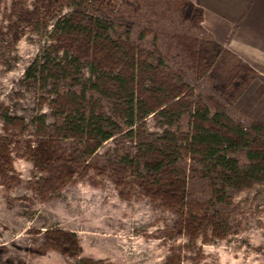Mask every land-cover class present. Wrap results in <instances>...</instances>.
Returning <instances> with one entry per match:
<instances>
[{
  "label": "rangeland",
  "instance_id": "obj_1",
  "mask_svg": "<svg viewBox=\"0 0 264 264\" xmlns=\"http://www.w3.org/2000/svg\"><path fill=\"white\" fill-rule=\"evenodd\" d=\"M141 1L0 0V264H264V181L238 188L235 212L212 213L211 204L186 202L182 170L154 166L178 151L202 160L194 124L229 138L233 126L207 118L158 50L127 40L122 14L128 6L142 14ZM97 18L126 29L111 37ZM182 40L203 68L211 64L216 90L264 123V96L243 93L239 76L208 63L216 52L208 41ZM43 63L51 75L33 81L27 70ZM76 85L79 94L60 92ZM132 91L151 109L135 124L126 116ZM73 108L122 119L127 130L110 126L103 143L53 131L56 115ZM183 112L192 135L171 132ZM246 141L264 152V129ZM203 163L219 177L220 167Z\"/></svg>",
  "mask_w": 264,
  "mask_h": 264
},
{
  "label": "trees",
  "instance_id": "obj_2",
  "mask_svg": "<svg viewBox=\"0 0 264 264\" xmlns=\"http://www.w3.org/2000/svg\"><path fill=\"white\" fill-rule=\"evenodd\" d=\"M140 6L143 10L142 14H133V9L129 6V9L122 14L130 23L129 32L126 34L127 40L144 51L158 50L160 64L173 71L184 85L194 91V101L201 100L205 103L207 118L218 122L224 118L233 126L231 138L212 132L208 126L202 128L194 124L196 131L200 134L195 135L191 130L192 115L186 112L181 113L178 117L179 124L173 125L171 132L175 135L193 134L195 146L196 144L205 146L204 150L201 151L200 148L198 150L203 157L202 160L197 161L188 157L184 151H178L174 155H169V161H160L154 166L163 169L165 166L175 165L177 169L184 172L187 203L211 204L212 213L235 212L238 206L234 197L238 188L246 182L264 181V152L254 151L246 141L248 131L253 130L261 134L264 124L216 90L214 78L210 73L211 68H209L211 64L203 68L198 63L199 59L193 56L191 49L182 40L188 37L200 42L208 41L209 46L212 42L211 36L202 27L201 14L193 13L190 0H142ZM93 22L95 27L103 29L111 37L122 34L126 29L122 24L104 22L99 18ZM212 49L216 50L211 46L210 54L213 52ZM219 52L221 51L213 55L216 59H211V55L208 56V63H218L224 66L223 71L229 70L235 76H239V72L247 68L239 59H228V57L217 59ZM27 72L28 77L36 82H43L46 76L51 75L44 63L31 66ZM60 92L79 94L80 86L63 88ZM84 95L97 96L92 91H85ZM208 96L215 97L222 108L217 110L214 104L207 100ZM150 114L151 109L147 108L132 91L129 94V110L126 112L131 123L135 124L139 119L144 120ZM125 123L122 119L111 121L93 109L81 111L73 108L56 115L53 131L65 128L81 135L96 136L100 143H103L114 136L108 130L110 126L121 127L122 132H125L127 130ZM195 152L193 150L194 154ZM203 162L220 167L219 177L215 178L209 171H203ZM139 164L140 170L143 173L147 172V167L141 162ZM217 193H221L222 197L217 198Z\"/></svg>",
  "mask_w": 264,
  "mask_h": 264
},
{
  "label": "crops",
  "instance_id": "obj_3",
  "mask_svg": "<svg viewBox=\"0 0 264 264\" xmlns=\"http://www.w3.org/2000/svg\"><path fill=\"white\" fill-rule=\"evenodd\" d=\"M190 3L200 11L202 27L211 36L215 54L221 51L217 59H239L247 66L239 72L243 93L247 89L251 95L260 92L257 97H263L264 0H190Z\"/></svg>",
  "mask_w": 264,
  "mask_h": 264
}]
</instances>
